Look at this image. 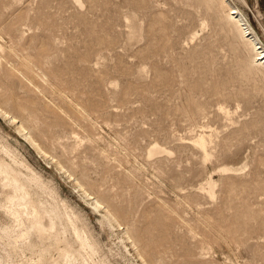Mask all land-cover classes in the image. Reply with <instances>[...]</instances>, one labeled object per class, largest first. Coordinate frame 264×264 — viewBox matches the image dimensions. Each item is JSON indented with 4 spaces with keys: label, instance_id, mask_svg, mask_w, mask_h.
<instances>
[{
    "label": "rangeland",
    "instance_id": "obj_1",
    "mask_svg": "<svg viewBox=\"0 0 264 264\" xmlns=\"http://www.w3.org/2000/svg\"><path fill=\"white\" fill-rule=\"evenodd\" d=\"M205 1L0 0V104L79 166L148 264H264V76ZM233 1L264 44V0ZM0 133L113 262L143 264L1 117Z\"/></svg>",
    "mask_w": 264,
    "mask_h": 264
},
{
    "label": "bare ground",
    "instance_id": "obj_2",
    "mask_svg": "<svg viewBox=\"0 0 264 264\" xmlns=\"http://www.w3.org/2000/svg\"><path fill=\"white\" fill-rule=\"evenodd\" d=\"M216 1L206 0L205 3L208 8L223 12L229 31L248 51L247 70L259 71L264 76V44L248 17L233 0ZM75 2L79 4L78 0ZM0 117L13 126L39 156L67 175L89 208L100 215L101 230L107 228L118 236L125 248L128 244L133 246L143 264H148L140 255L130 229L123 228L117 214L102 195L94 192L79 166L65 161L63 154H51L42 147L32 125L26 124L28 120L25 122L22 116L1 104ZM196 145L206 161L212 158L205 139L197 140ZM163 153L166 151L156 144L149 150L151 157ZM50 179L45 180L18 145L0 133V264H116L110 258L111 250L90 226L86 215L62 198Z\"/></svg>",
    "mask_w": 264,
    "mask_h": 264
}]
</instances>
